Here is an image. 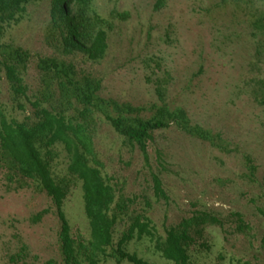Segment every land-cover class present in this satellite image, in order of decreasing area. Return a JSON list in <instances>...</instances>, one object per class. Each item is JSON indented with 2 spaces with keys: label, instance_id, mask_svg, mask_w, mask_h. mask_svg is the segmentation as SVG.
<instances>
[{
  "label": "rangeland",
  "instance_id": "1",
  "mask_svg": "<svg viewBox=\"0 0 264 264\" xmlns=\"http://www.w3.org/2000/svg\"><path fill=\"white\" fill-rule=\"evenodd\" d=\"M157 2L93 0L94 11L112 29L105 56L91 62L61 51L52 33L51 0H28L21 17L0 30V59L15 49L30 56L22 71L26 97L13 96L0 65V106L19 122L33 117L31 103L43 100L49 83L50 105L60 108L56 83L38 69L40 59H54L99 80L102 99L129 105L141 118L161 106L184 110L192 125L217 137L218 146L171 125L153 133L148 162L102 115H94L103 176L117 200L132 201L128 214L147 216L161 237L198 213L219 221L191 232L189 264H264V0H163L156 8ZM67 165L63 147L56 145V179L68 178ZM152 175L161 179L166 200L154 196ZM9 176L0 161V264H63L61 223L51 199L31 181ZM62 210L75 247L86 245L81 182L71 179ZM128 225V217L116 224L108 253ZM123 249L147 264H173L146 239ZM97 264L116 262L100 258Z\"/></svg>",
  "mask_w": 264,
  "mask_h": 264
},
{
  "label": "trees",
  "instance_id": "2",
  "mask_svg": "<svg viewBox=\"0 0 264 264\" xmlns=\"http://www.w3.org/2000/svg\"><path fill=\"white\" fill-rule=\"evenodd\" d=\"M92 1L51 0L50 22L52 33L65 55L79 53L88 61L98 62L107 52L108 31L112 29V24L94 11ZM27 2L0 0V30L2 24L16 22L21 17ZM163 4V0H158L156 8ZM124 17L120 15V18ZM29 57L21 49L1 55L0 65L16 99L26 97L22 71ZM38 69L50 83H56L60 108L50 105L49 99L53 93L49 83L41 93L43 100L37 99L31 103L33 117L19 122L8 118L0 106V161L8 169L10 179L20 177L31 181L51 199L61 223L59 243L63 264H83L81 256L88 264H97L100 258L115 259L116 264L123 261L147 264L123 249L132 240L144 239L148 240L154 253L164 260L173 264H189L188 248L193 242L191 232L205 225L218 224L219 221L206 213H198L183 220L177 227L166 229L165 236L161 237L147 216L129 215L132 201L117 200L113 186L102 174L103 165L94 146V115H102L129 145L138 147L145 162H148L147 148L153 140V133L168 129L171 125L212 146H218L217 137L192 125L182 109L171 110L161 106L155 109L150 118H141L138 110L129 105L102 99L98 95L100 81L87 74L79 76L73 64L40 59ZM44 104H48V107ZM74 106L75 114L68 115V108ZM56 145H61L67 155L68 178L56 179L53 175L52 161ZM246 161L250 163L248 157ZM250 170L254 168L250 166ZM71 179L81 182L84 214L90 232L88 243L79 244L78 249L70 236V227L62 210ZM152 188L157 199H167L157 175H152ZM124 217H128V228L117 248L108 253L113 245L114 228ZM39 219L40 216L37 217Z\"/></svg>",
  "mask_w": 264,
  "mask_h": 264
}]
</instances>
